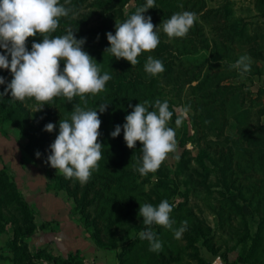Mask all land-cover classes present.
I'll return each instance as SVG.
<instances>
[{
	"label": "trees",
	"instance_id": "16d2710c",
	"mask_svg": "<svg viewBox=\"0 0 264 264\" xmlns=\"http://www.w3.org/2000/svg\"><path fill=\"white\" fill-rule=\"evenodd\" d=\"M246 1V5L237 7V0H155V8L143 15L151 16L158 27L160 43L154 51L142 53L135 66L104 53L110 46L106 34L114 35L116 21L122 23L127 19L123 12L125 1L72 0L66 7H72L75 15L70 13L60 18V25L52 34L65 35L70 28L77 39L86 38L83 50L95 59L101 74L107 72L111 79L105 91L86 97L87 109L98 110L100 104L108 103L104 113L98 112L102 122L99 142L103 145L98 171L93 172L87 183L81 184L75 178L65 179L56 174L48 164L53 180L47 189L64 192L72 200V214L78 216L89 239L102 250L116 251L118 264H211L201 257L198 245L227 264V254L221 252L224 236L239 246L232 264H264V122L261 120L264 118V84L253 95L244 84L227 83L232 77L241 76L236 69H230V65L245 54L251 58V70L244 77H264V0ZM60 2L63 4L64 0ZM145 3L146 0H135L133 14ZM181 4L183 7L179 6ZM88 8L93 10L86 11ZM183 11L195 13L194 26L186 37L170 40L159 25ZM42 39L39 35L30 37L28 50L33 41ZM202 52H207L211 67L188 58ZM149 55L162 61V73L151 76L144 71ZM215 67L224 71L217 69L213 73ZM0 77L5 80L0 85L2 93L11 82L10 70L0 69ZM162 86L178 92L185 90L190 97L187 103L193 110L191 120L199 137L197 141L203 140L212 151L214 181L208 173L192 166L189 150L182 152L173 173L164 162L156 173L147 176L135 170L143 145L137 142L134 149H129L122 126L136 104L145 100L153 104L157 99L165 101L161 96ZM234 101L256 115L255 123L235 124L237 140L226 136L231 126L229 107ZM78 103L84 107L79 97L72 102L57 97L41 111H36L40 105L34 99L12 100L9 91L0 96V121L9 123L26 139L23 150L27 155L34 157L38 151L46 161L51 154L49 146L59 132V121L70 120L73 106ZM169 110L173 112L169 127L175 130L176 140L184 146L186 140L179 138L176 115L170 106ZM48 123L56 126L51 133L44 130ZM116 125L121 126V133L113 138L110 133ZM209 134L212 140H207ZM241 142L248 149L247 156L239 161L234 144ZM181 186L184 191L180 190ZM199 193H203L201 200L205 209L215 218L214 229L203 218L201 207L189 203L188 196ZM176 197L182 200L175 202ZM165 199L175 205L170 213L175 221L173 228L178 229L186 220L187 230L176 239L172 230L153 226L163 250L152 252L149 242L139 238L145 226L138 212L140 204L158 206ZM35 214L34 207L23 198L9 173L1 169L0 235L11 226L12 236L7 243L11 263L38 264L45 260L55 264H84L78 252L61 259L45 249L29 251L26 238L38 229H46L49 223L37 226ZM252 225H255L254 230ZM1 251L0 246V264H3L7 257Z\"/></svg>",
	"mask_w": 264,
	"mask_h": 264
},
{
	"label": "clouds",
	"instance_id": "9594fccd",
	"mask_svg": "<svg viewBox=\"0 0 264 264\" xmlns=\"http://www.w3.org/2000/svg\"><path fill=\"white\" fill-rule=\"evenodd\" d=\"M71 3L72 0H64L63 4L60 0H0V49H3L0 69L10 70L12 75L11 82L0 96L10 91L12 100L23 102L34 99L40 105L36 111H41L45 104H51L57 97L66 98L68 102L79 97L84 107L75 104L70 120L59 121V132L49 146L51 154L47 156L46 163L65 179L75 178L85 184L93 172L98 171L102 159L103 145L99 142L102 122L98 112L104 113L108 107V103H104L98 106V110L87 109L86 97L105 91L111 76L107 72L101 74L98 63L83 50L86 38L77 39L75 31L70 28L65 35H52L60 25V18L68 17L70 13L75 15L72 7H66ZM179 6L183 7L182 4ZM151 8H155V0H146L124 22L116 21L115 34H106L110 46L104 53L135 66L142 53L154 51L160 43L158 27L153 24L151 16L143 15ZM195 20V13L183 11L163 20L159 26L170 40L184 38ZM37 35L43 39L41 42L33 41L29 51L27 41ZM230 69H236L243 78L251 70L250 56L241 55L230 65ZM144 71L156 76L164 71V65L161 60L149 55ZM4 83V78L0 77V85ZM186 114L187 109L184 110ZM172 115L168 102L159 99L154 104L148 100L138 103L126 115L122 127L127 147L134 149L137 142L143 145L142 157L135 169L141 176L156 173L168 155L176 152V132L169 127ZM183 118L176 119L177 126L181 125ZM55 127L53 123H48L44 130L51 133ZM120 133L121 126L116 125L110 135L115 138ZM40 155L37 151V158ZM153 182H156L155 177ZM174 207L167 199L158 206L140 204L138 215L143 218L145 227L140 231L139 238L149 242L150 251L163 250L153 226L172 230L176 239L181 238L187 230L186 220L181 222L178 229L173 228L175 221L170 213Z\"/></svg>",
	"mask_w": 264,
	"mask_h": 264
},
{
	"label": "rangeland",
	"instance_id": "374dc122",
	"mask_svg": "<svg viewBox=\"0 0 264 264\" xmlns=\"http://www.w3.org/2000/svg\"><path fill=\"white\" fill-rule=\"evenodd\" d=\"M119 1L126 2L123 12L124 15L129 18L130 15H132L134 12L135 0ZM246 4V0H237V7ZM91 10L93 9H86V11ZM188 58L193 60L197 64L204 65L205 67H211V64L208 63L207 52L193 54V56H189ZM213 69H215L212 70V72L214 73L217 71V69L221 68L215 67ZM221 70L224 71V68H222ZM263 79V76H254L253 78L249 79L245 77L242 78L241 76H234L231 79L227 80V83L235 85L244 84L245 88L248 89L253 95H255L258 89L263 86ZM161 96L173 109L176 118L184 116L181 125L178 126V132L179 138L186 140V142L184 143V146H182L177 140L176 152L170 153L167 159L164 161L167 168L171 173H173L182 152L184 150H189L190 157L192 158V166H194L201 172L208 173L210 180L214 181L215 172L212 167V151L206 146V143L203 142V140L197 141V138L199 137H196L193 122L191 120L193 110L187 103L190 98L187 96V92L185 90H183L182 92H178L171 87L162 86ZM185 109H187L186 115H184ZM229 120L231 126L227 128L226 136L231 140H237L238 133L236 131L235 124L246 126L255 123L256 115L254 111H247L245 110V108L239 106L238 101H234L229 107ZM261 120L262 122H264V118H261ZM212 139L213 136L209 134L207 136V140ZM25 143L26 139L20 136L16 129L12 128L9 123L0 121V170L5 169L9 173L17 188L21 192L23 198L30 206L34 207V212L72 213L73 202L70 198L67 197L64 192L55 193L54 191L47 189V187L52 183L53 174L49 172L48 164L44 160L42 154L39 158H37L36 154L34 157H30L23 150ZM247 149V146H245L243 142L236 146L234 144V150L236 151L237 159L239 161H242L247 156ZM50 181L51 183H48ZM31 183L33 184L32 186ZM180 190L184 191V187L181 186ZM213 190L216 189L213 188ZM188 197L190 205L201 207L203 218L205 219L206 223L214 229L216 221L215 218L204 207V204L201 200V198L203 197V193H199L196 196L189 195ZM181 200L182 199L180 197H176L174 199L175 202H179ZM73 216L75 217L77 215L73 214ZM35 218L38 222H40L39 218H37L36 216ZM43 222H41L40 225ZM46 224L48 225H46V229H49L53 222H49ZM252 228L254 230L255 225H252ZM8 230L12 233L11 226H8L6 233L0 235V246L2 249V254L10 253L9 248L7 247L8 240L10 239L7 235ZM223 238L225 242L222 241L223 243L221 252H226L228 259L227 264H232L238 253L239 246H235V244L229 241L226 236H224ZM39 249L40 248L35 249L34 251ZM198 252L206 261H208V259H214L215 257H218L213 256L201 245H198Z\"/></svg>",
	"mask_w": 264,
	"mask_h": 264
},
{
	"label": "crops",
	"instance_id": "0c3cea01",
	"mask_svg": "<svg viewBox=\"0 0 264 264\" xmlns=\"http://www.w3.org/2000/svg\"><path fill=\"white\" fill-rule=\"evenodd\" d=\"M48 183H51L48 182ZM33 184L31 183V186ZM36 225L41 222H53L49 229H38L26 238L31 253L35 249H45L48 253L61 259H66L70 253L78 252L84 264H118L116 251L102 250L89 239L82 228L77 216L71 212H36ZM8 237L12 236L8 230ZM7 257L3 264H12L8 259L11 253L3 254ZM211 264H224L219 257L208 259ZM38 264H55L53 261L40 260Z\"/></svg>",
	"mask_w": 264,
	"mask_h": 264
}]
</instances>
